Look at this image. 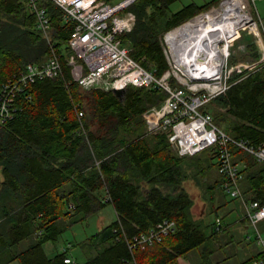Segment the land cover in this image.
<instances>
[{
	"label": "trees",
	"instance_id": "1",
	"mask_svg": "<svg viewBox=\"0 0 264 264\" xmlns=\"http://www.w3.org/2000/svg\"><path fill=\"white\" fill-rule=\"evenodd\" d=\"M174 1L137 0L129 7H133L135 25L122 36L125 46L133 59L156 75L168 68L163 34L220 0L200 6L190 3L171 12ZM41 4L52 25L49 40L37 29L26 0H0V87L27 63L44 61L50 44L62 64L60 76L35 81L18 93L13 117L0 123V264L14 260L68 264L64 262L68 244L50 256L45 243L57 241L67 227L108 204L116 219L85 241L74 243L85 258L81 263L73 260L74 264H131L133 260L136 264H177V257L212 242L213 234L227 231L223 217L216 228V207L208 224L193 219V201L183 187L186 180L207 179L215 169V181L207 185L212 203L214 194L227 196L220 188L216 147L179 156L165 133L145 134L143 113L165 98L162 91L127 86L118 98L99 86L84 90L72 81L67 66L72 51L67 41L73 24L63 20L62 11L51 1ZM34 47L43 54L26 61ZM247 49L257 60L254 45ZM232 60L236 63L237 59L232 56ZM229 84L201 111L211 113L214 123L227 134L264 145V65L248 75L231 77ZM232 155L243 166L242 193L264 203V165L239 149L233 148ZM163 219L175 222L171 233L145 249L129 250L127 239ZM26 240L32 241L20 248ZM259 256L260 252L241 264Z\"/></svg>",
	"mask_w": 264,
	"mask_h": 264
},
{
	"label": "built area",
	"instance_id": "2",
	"mask_svg": "<svg viewBox=\"0 0 264 264\" xmlns=\"http://www.w3.org/2000/svg\"><path fill=\"white\" fill-rule=\"evenodd\" d=\"M42 1L26 0L34 13L37 29L49 40L52 25ZM49 1L60 8L64 21L73 24L67 41L72 51L67 58L72 81L84 90L95 86L104 91L114 88L124 90L127 86H135L162 91L166 96L160 104L143 113L147 135L165 133L169 144L179 156H192L206 148L216 147L220 188L229 198L240 202L244 218L252 228L254 241L259 247L260 256L249 264H264V233L258 228L264 220V203L248 199L242 193L241 168L233 161L232 155L233 148L239 149L264 165V145L227 134L214 123L211 113L201 111L203 106L229 88L232 72L238 69L239 73L248 75L258 69V66L264 65L262 58V64L245 72L237 64L228 66L230 40L239 31L246 29L255 36L260 35L258 23L262 21L247 5L262 0H220L210 9L195 14L164 33L161 45L168 68L161 75L141 66L131 57L129 48L122 45V36L132 31L135 25V15L129 7L137 0ZM224 8H229L227 24L225 27L213 26L210 42H205L209 49L203 54L197 51L185 54L180 36L174 33L187 23L199 17L204 18L213 11L221 12ZM61 72L60 56L50 44V52L44 61L27 63L0 87V123L13 117L16 110L14 99L18 93L35 81L55 78ZM78 115L81 116L82 113ZM220 223V217H216L217 229ZM174 229L173 220L163 219L147 232L127 239L128 248L131 252L145 249L160 242ZM64 262L74 264L68 257ZM131 264L136 263L133 260Z\"/></svg>",
	"mask_w": 264,
	"mask_h": 264
},
{
	"label": "rangeland",
	"instance_id": "3",
	"mask_svg": "<svg viewBox=\"0 0 264 264\" xmlns=\"http://www.w3.org/2000/svg\"><path fill=\"white\" fill-rule=\"evenodd\" d=\"M210 1H212V0H175L169 6V11L175 12V11L179 10L180 8H182L183 6L188 5L190 3H194L198 6H200V5H203L204 3H208ZM247 7L251 11H253L254 14L258 18H260L262 21V23H258V29H259L260 35L255 36L252 34V32H250L246 29L239 31L237 33L236 37L234 36L230 40V45H229L230 57L228 60V66H230V65L234 66L237 64L238 67H240L241 70H243L244 72L248 71L250 69H253L254 67L258 66L259 64H262L261 62L264 61V53H263L264 52V20H262V19H264V0L257 1L254 4L250 3L249 5H247ZM132 8L133 7H131L130 11L132 13H134ZM210 8H208V9H210ZM208 9H206V10H208ZM134 15H135V13H134ZM162 32L160 33V35L162 34ZM121 40H122V45H126L125 40L123 38H121ZM249 44L254 45L253 53L254 52L258 53V59L257 60L255 57L250 55V52H248L247 46ZM42 54H43L42 51H40L39 49L34 47V52L31 55V58L26 59V61L34 59L37 56H41ZM232 56L236 57L237 63H233ZM262 58H263V61H261ZM242 66H244V67H242ZM258 67H260V66H258ZM243 68H245V69H243ZM237 70H235L234 72L231 73V77L243 74V73H239ZM157 105H155V106H157ZM152 107H154V106H152ZM143 120L145 122L144 132H145V134H147L146 133V131H147L146 121L144 118H143ZM148 135H154V134L151 133ZM171 149L174 152H176L173 147H171ZM215 173H216L215 169H213L212 176L208 177L207 179L202 178V176H200L201 178L198 177V179H197L198 183H196L195 180H189V186H188L189 187L188 192H189L191 199L193 201V205L191 208V215H192L193 219L202 221V222L207 223V224H208V222L212 221V219L214 218V215H215V214H211L213 212L212 210L214 207V205L212 203L211 196H210L212 190L207 189V185L212 184L215 181V178H216ZM218 195H220V194H218ZM218 195L214 194V196H215L214 201L217 203L225 202L223 197H221V195L220 196H218ZM224 198L226 200H230L228 198V196H226ZM228 205H230V203H228ZM237 211H238V214L240 216H242V214H244L241 206L238 208ZM222 212L225 213L224 210H221V212L218 211V214H221L220 216H222L223 215ZM223 217L226 218L225 226L230 225V221L232 219L229 218V215L225 213V216H223ZM115 218H116V215L114 213V210L108 204V205L102 207L101 209L97 210L96 212H94L86 220L78 222L76 224H73L70 229H66L63 232V234L61 235V237L58 241V244H60L63 241H66V242L72 241L74 243H81V242L85 241L88 237H90L91 235L96 233L98 230H100L102 227L112 223L115 220ZM247 226L250 227V225H247ZM260 226L261 225L258 226L259 230L264 233L263 228H261ZM250 229L247 228V232L252 234L251 236H253V230L251 227H250ZM45 249H46V251H48L47 246H45ZM72 256L77 263H81L85 260L84 254H83V252L79 246H75V250L72 252ZM13 264H19V262L16 261Z\"/></svg>",
	"mask_w": 264,
	"mask_h": 264
},
{
	"label": "crops",
	"instance_id": "4",
	"mask_svg": "<svg viewBox=\"0 0 264 264\" xmlns=\"http://www.w3.org/2000/svg\"><path fill=\"white\" fill-rule=\"evenodd\" d=\"M215 5L216 4L212 6ZM219 110L224 111L225 109L219 108ZM242 167L243 166L240 165V168ZM188 186H189V180L184 181L183 187L187 192L189 191ZM223 199L225 202L222 203L215 202L213 205L214 207L217 208V217H223L225 216L226 213L229 215V218L232 219L230 221V225L228 226H225L226 218L223 217L222 219L223 226L228 227V230L219 232L217 234H213L214 240L212 242L203 244L202 246H199L197 248H193L187 251L186 253H184L183 255L177 257L176 259L177 264H241L247 258H249L250 256H254L259 252V247L255 243L253 236H251L252 234L247 232V228L250 229V227L247 226L249 224L246 221V219H244V214H242V216L238 214L237 210L240 207L238 206V204H236L238 200H232L231 198H229L230 200H226L224 197ZM228 203H230V205H228ZM221 210L225 211V213L222 212L223 214L222 216H220L221 214H218V211L221 212ZM261 226H264V222L261 223ZM70 228L71 226L67 227V229ZM59 239L55 242L48 241L45 243L44 249L45 246H47L48 248L47 249L48 251H46L45 249L47 255L51 256L52 254L58 252L59 250L63 251L66 244H68L67 246L69 249L67 251L68 253L67 256L68 258L74 260L72 256V252L75 250L73 244L74 242L63 241L60 244H58ZM33 240H36V237H33ZM29 241L26 240L20 243L19 247L20 248L25 247L29 243ZM203 255L204 257H206V262L203 261ZM16 261L17 260H14L8 264H13Z\"/></svg>",
	"mask_w": 264,
	"mask_h": 264
},
{
	"label": "bare ground",
	"instance_id": "5",
	"mask_svg": "<svg viewBox=\"0 0 264 264\" xmlns=\"http://www.w3.org/2000/svg\"><path fill=\"white\" fill-rule=\"evenodd\" d=\"M226 6L230 7L229 5ZM228 10L229 8H224L221 12L213 11L208 16L199 17L176 31L174 35L180 36L179 40L184 47V53L188 55V52L197 51L203 54L205 50H208L209 45L207 46L205 42H210V31L213 30L215 25L225 27Z\"/></svg>",
	"mask_w": 264,
	"mask_h": 264
},
{
	"label": "water",
	"instance_id": "6",
	"mask_svg": "<svg viewBox=\"0 0 264 264\" xmlns=\"http://www.w3.org/2000/svg\"><path fill=\"white\" fill-rule=\"evenodd\" d=\"M111 92H112L116 97L120 98L121 95H122L123 90H122V89H116V88H114V89L111 90Z\"/></svg>",
	"mask_w": 264,
	"mask_h": 264
}]
</instances>
